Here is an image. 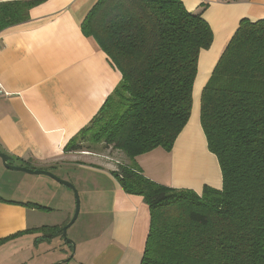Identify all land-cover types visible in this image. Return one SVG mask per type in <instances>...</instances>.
Wrapping results in <instances>:
<instances>
[{
  "label": "trees",
  "instance_id": "trees-1",
  "mask_svg": "<svg viewBox=\"0 0 264 264\" xmlns=\"http://www.w3.org/2000/svg\"><path fill=\"white\" fill-rule=\"evenodd\" d=\"M43 1L0 3V33ZM82 32L122 80L66 151H82L81 140L127 156L112 175L150 209L141 264H264V20L240 22L201 91V125L223 175L221 189L202 194L152 181L135 158L171 151L188 124L210 24L181 0H99ZM33 231L51 240L62 228Z\"/></svg>",
  "mask_w": 264,
  "mask_h": 264
},
{
  "label": "crops",
  "instance_id": "crops-1",
  "mask_svg": "<svg viewBox=\"0 0 264 264\" xmlns=\"http://www.w3.org/2000/svg\"><path fill=\"white\" fill-rule=\"evenodd\" d=\"M14 1L30 0L0 3ZM98 1L44 0L30 9L27 21L0 33V82L5 91L0 97V152L10 155L17 166L55 175L71 166L99 176L81 182L80 193L88 195L87 211L94 221L90 236L80 240L77 254L67 264H141L150 209L143 197L125 193L112 175L118 163L130 161L104 160L103 154L88 149L66 151L122 80L97 41L82 32L85 18ZM181 1L210 24L213 44L200 54L191 117L174 148H156L135 162L156 183L202 194L205 185L221 189L223 175L201 125V91L240 22L264 20V0ZM8 177L18 180L11 184L16 191L2 184ZM33 184L42 189L50 182L10 171L0 159V241L9 239L0 245V264H29L33 249L49 241L33 230L58 225L48 213L32 206ZM68 257L67 252L54 259Z\"/></svg>",
  "mask_w": 264,
  "mask_h": 264
},
{
  "label": "rangeland",
  "instance_id": "rangeland-1",
  "mask_svg": "<svg viewBox=\"0 0 264 264\" xmlns=\"http://www.w3.org/2000/svg\"><path fill=\"white\" fill-rule=\"evenodd\" d=\"M200 89L201 87L198 85V90ZM102 147V145H91L87 141L83 144V149H88L92 153H100L107 157H103L104 160L108 159L109 161L116 162L122 161L124 157H126L125 159H128L127 156H125L121 152L111 149L103 151ZM15 173L22 172L15 171ZM56 174V176H58L60 179L66 178L67 180H63L71 182L75 186L79 194L80 212L74 224L67 231V237L75 244V254H77L78 243L80 242V240L87 239L90 236L89 230L90 228H92L94 221V217L87 211V202L89 200L88 195L85 194V191H83V195L80 193V190H83L81 182L86 183L91 177H93L95 181L97 178H99V176H96L95 174H88L87 171L76 170L71 166H66L61 173L57 172ZM29 177H31L32 179L44 178L50 182V185L43 186L42 189H40V186H37L35 184L32 185V192L34 194V199L32 202H34V205L39 206V209H42V211L48 213L50 217H52L54 222H56L55 224H58L57 226H60V228H64L65 226H67L73 220L76 210V198L73 191L64 185L55 182L51 178L35 175H29ZM17 181L18 180L14 179L11 180L8 177L4 182H2V184L11 185L13 183H16ZM12 188H14V186H12ZM14 190L16 191V188H14ZM40 197L47 198L48 201L40 199ZM37 247L38 246L33 249L30 257L31 261L29 264H37L42 260L51 261L49 264H57L64 259L57 260L54 258L62 256L67 252L69 253V257L72 254V246L67 242V240H65L62 233L54 235L51 240L46 241L45 244H42L40 246V248ZM26 258L29 257L27 256ZM16 259H19V256L16 257ZM74 260H76V258Z\"/></svg>",
  "mask_w": 264,
  "mask_h": 264
},
{
  "label": "water",
  "instance_id": "water-1",
  "mask_svg": "<svg viewBox=\"0 0 264 264\" xmlns=\"http://www.w3.org/2000/svg\"><path fill=\"white\" fill-rule=\"evenodd\" d=\"M0 159L2 161L3 166L10 171L22 172V173H26L29 175H35V176H46V177H49V178L53 179L54 181L58 182L59 184H62L64 186L70 188L73 191L75 198H76L75 214H74L73 220L67 226L62 228L63 237L72 246V254L68 259L62 260V261L58 262L57 264L69 263L75 257V244L73 243V241L68 239L67 231L74 224V222L78 218V215L80 212V198H79V194H78L77 189L75 188V186L71 182L60 179L58 176H56L50 170H42V169H37L34 167L29 168V167H24V166H17L15 164V160L10 155H8L6 153H2V152H0Z\"/></svg>",
  "mask_w": 264,
  "mask_h": 264
},
{
  "label": "built area",
  "instance_id": "built-area-1",
  "mask_svg": "<svg viewBox=\"0 0 264 264\" xmlns=\"http://www.w3.org/2000/svg\"><path fill=\"white\" fill-rule=\"evenodd\" d=\"M4 92H5V91H4L3 85H2V83L0 82V97L3 96V95H5Z\"/></svg>",
  "mask_w": 264,
  "mask_h": 264
}]
</instances>
